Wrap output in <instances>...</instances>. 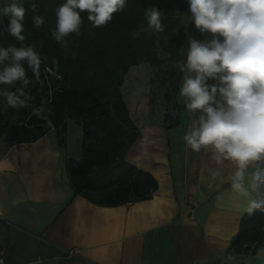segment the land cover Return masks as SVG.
Returning <instances> with one entry per match:
<instances>
[{"label":"crops","instance_id":"obj_1","mask_svg":"<svg viewBox=\"0 0 264 264\" xmlns=\"http://www.w3.org/2000/svg\"><path fill=\"white\" fill-rule=\"evenodd\" d=\"M197 118L188 111L170 129L145 124L127 161L159 186L147 199L105 207L75 194L69 177L67 158L82 155L81 123L67 119L64 145L54 129L12 146L0 136L5 264H264V256L230 246L249 197L231 187L232 162L217 163L210 150L184 141Z\"/></svg>","mask_w":264,"mask_h":264},{"label":"trees","instance_id":"obj_2","mask_svg":"<svg viewBox=\"0 0 264 264\" xmlns=\"http://www.w3.org/2000/svg\"><path fill=\"white\" fill-rule=\"evenodd\" d=\"M17 2L27 10L24 44L39 53L40 76L37 81L25 65L32 80L25 88L31 96L26 107L5 109L0 98V136L12 146L36 141L54 129L59 144L64 145L66 121L74 119L83 126L82 155L67 158L66 162L75 194L104 207L128 202L133 197H150L159 186L157 178L127 161L139 129L130 116L121 86L132 66L148 61L155 69L154 80L166 86V98L178 109L176 96L182 76L176 66L164 67L157 46L168 43L177 52L185 45L184 25L176 11L188 13L187 0H127L125 9L100 28H93L87 12H82L81 32L67 37L66 47L51 34L56 25L55 9L65 0ZM10 3L12 0H0V9ZM31 3L37 4L35 13L30 10ZM150 7L160 9L164 32H140L147 24L145 9ZM34 15L44 18L43 26H34ZM7 23L8 18L0 15V47H20V42L6 31ZM0 87L15 90L6 85ZM39 109L43 111H36ZM164 119L167 129L181 124L179 115L168 113ZM241 217L230 246L241 255L257 254L264 247V211L255 210L252 215L245 212Z\"/></svg>","mask_w":264,"mask_h":264},{"label":"clouds","instance_id":"obj_3","mask_svg":"<svg viewBox=\"0 0 264 264\" xmlns=\"http://www.w3.org/2000/svg\"><path fill=\"white\" fill-rule=\"evenodd\" d=\"M187 2L188 23L204 39L186 33V53L175 62L182 74L179 93L185 107L198 113L183 139L193 151L210 150L217 163L232 162L231 187L249 197L244 211L249 215L264 211V0ZM126 5L127 0H65L55 9L51 34L66 47V38L81 32L82 12H87L93 28H100ZM30 10L35 13L37 4L31 3ZM26 11L17 0L0 9V15L8 18L6 31L21 45L0 47V85L15 88L0 87L5 109L26 107L31 100L25 92L32 83L25 65L39 81L41 57L33 46L24 44ZM145 16L147 30L165 31L160 9H145ZM44 23L42 16H33L35 27ZM250 167L255 171L249 175ZM212 175L221 173L217 169ZM257 254L264 256V247Z\"/></svg>","mask_w":264,"mask_h":264},{"label":"rangeland","instance_id":"obj_4","mask_svg":"<svg viewBox=\"0 0 264 264\" xmlns=\"http://www.w3.org/2000/svg\"><path fill=\"white\" fill-rule=\"evenodd\" d=\"M186 14L188 13L182 12L180 10L176 11V15L182 20L184 25V33H187L188 35H191L197 39H204V37L195 30L194 25L188 23ZM140 32H143L147 35L154 34L153 32L146 29V25L141 28ZM157 48L158 55L164 60V67L167 68L171 67L172 65L176 66L175 62L184 58L187 50V43H185L182 49L177 52H173L168 43L159 44ZM154 72V67L148 61H145L139 65H134L125 75L124 82L121 86V92H123L126 104L130 110V116L135 121L139 130L145 126V124L150 123H157L163 127V129H165L167 122L164 118L168 113L179 116L183 113H188V110L185 107L184 98L179 92L176 96V104L178 105V109L174 107L171 100L166 98L165 95L167 88L164 84L154 80ZM181 85L182 79L179 84V90ZM133 97H135V99ZM44 98H47L46 95ZM149 129L150 127L146 129L145 132Z\"/></svg>","mask_w":264,"mask_h":264},{"label":"built area","instance_id":"obj_5","mask_svg":"<svg viewBox=\"0 0 264 264\" xmlns=\"http://www.w3.org/2000/svg\"><path fill=\"white\" fill-rule=\"evenodd\" d=\"M48 70H50V69H48ZM0 260H3V262L5 264V259H4V253H3V251H1Z\"/></svg>","mask_w":264,"mask_h":264},{"label":"bare ground","instance_id":"obj_6","mask_svg":"<svg viewBox=\"0 0 264 264\" xmlns=\"http://www.w3.org/2000/svg\"><path fill=\"white\" fill-rule=\"evenodd\" d=\"M135 80V79H134ZM134 93V92H133ZM138 95V94H137ZM136 97H138V96H136ZM134 99H135V97H133ZM131 99V98H130ZM130 99H129V101H130ZM133 102V101H132ZM134 104V103H133ZM140 105V104H139Z\"/></svg>","mask_w":264,"mask_h":264}]
</instances>
